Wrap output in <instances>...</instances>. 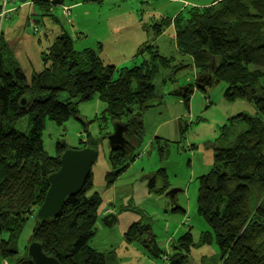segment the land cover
<instances>
[{
    "label": "trees",
    "instance_id": "1",
    "mask_svg": "<svg viewBox=\"0 0 264 264\" xmlns=\"http://www.w3.org/2000/svg\"><path fill=\"white\" fill-rule=\"evenodd\" d=\"M33 1L51 10L47 0ZM215 1L222 7H192L173 20L178 52L191 57L197 74L211 71L216 83L224 82L223 96L227 101L254 104L260 119L244 113L230 118V123L242 122L246 128L231 142L215 146L210 171L198 178L197 214L218 247L217 263L264 264V84L259 82L264 78V29L259 27L262 19L264 24V15L252 13L246 0H231L225 6V0ZM255 4L264 9V0ZM47 50L52 69L32 74L28 80L5 41L0 44V260L18 257L17 241L27 223L25 216L41 205L48 188L46 178L59 168L61 141L56 144L54 157L43 149L41 135L46 119L62 126L76 114V104L71 99L79 96L86 101L97 94L106 103L104 112L112 123L128 120L127 139L132 145L126 153L132 154L127 159L125 154L113 152L110 160L115 170L117 163L122 166L131 160L143 136L142 114L163 103L165 86L176 82L178 63L181 64L151 47L152 52L140 65L116 69L105 64L92 48L75 50L73 38L67 33L55 37ZM160 67L170 74L161 75ZM157 76L159 84L154 82ZM63 91L68 98L61 102L57 95ZM192 92L191 85L182 99L187 111ZM131 103L135 104L133 109ZM24 116L30 118L26 134L14 127ZM221 129L223 132L226 128ZM159 151L162 160L165 155ZM121 171L111 172L110 182ZM151 175L149 189L155 188L158 177L165 187V170ZM90 188L89 176L81 191L66 199L58 217L35 223L31 241L39 242L59 264H109L105 255L89 245L100 203L96 195L85 197ZM254 201L257 206L250 212ZM134 225L124 238L131 241L132 235L147 236L148 254L160 257L163 251L150 228ZM211 241L208 234L202 238L203 243ZM191 244L189 233L182 235L178 243L186 252ZM186 260L183 254L169 256V264H186ZM17 264H30V259L25 256Z\"/></svg>",
    "mask_w": 264,
    "mask_h": 264
},
{
    "label": "rangeland",
    "instance_id": "2",
    "mask_svg": "<svg viewBox=\"0 0 264 264\" xmlns=\"http://www.w3.org/2000/svg\"><path fill=\"white\" fill-rule=\"evenodd\" d=\"M21 1L28 5V9L37 8L38 11L27 10ZM228 1L231 0H225L223 5ZM47 2L52 11L37 6L33 0H0V10H5L3 19L0 18V44L5 41L11 56H15H12L13 59L28 80L32 74L52 69L47 48L55 37L67 33L73 38L75 50L92 48L105 64L116 69L140 65L152 52L151 47L156 48L160 54L174 57L176 63L181 62L178 63L180 71L176 78L189 87L194 82L197 69H194L191 57L181 56L178 52L173 20L175 22L179 13L185 15L192 7H215L209 8L212 10L220 7L215 0H67L60 6L51 5V0ZM244 3L252 7V13L264 15V9L255 4L259 0H246ZM17 7L24 11L18 13ZM259 27L264 29L263 19ZM43 45L46 49L42 56ZM167 71L160 67L159 73L167 76L170 74ZM154 82L160 83L159 76ZM259 82L263 85L264 78H260ZM166 85L165 91L174 86L172 83ZM225 88L224 82L219 81L207 86L205 91L194 89L189 110L183 106L187 112L178 121L165 122L166 112L162 105L153 113L148 111L143 114L141 143L131 160L122 166L117 163L115 170L122 171L113 177L112 182L110 173L115 170L109 157L107 135L112 132L113 124L104 112L106 103L97 94L86 101H81L79 96L71 99L76 104V114L62 126L46 119L41 137L48 156L56 155L55 147L60 141L71 149H80L88 143L97 151L91 167V188L85 192L86 198L96 195L100 200L95 210L94 235L89 245L105 255L109 264H169L168 260L147 255V236L132 235L131 241L124 238L130 227L146 218L151 220L149 232L168 256L187 255L186 264H220L217 263L220 257L213 235L197 214V194L198 178L208 173L213 165L215 146L231 142L246 128L242 122L230 123V117L236 110H232L234 105L224 98ZM174 97L168 95L166 98ZM67 98L65 91L57 95V100L61 102ZM131 105L132 108L135 104ZM29 119L28 116L19 118L14 124L15 129L26 134L30 127ZM223 126L226 129L222 132ZM154 137L161 138L158 148L163 150L164 160H161L160 151L153 144ZM137 155L139 157L134 160ZM161 169L165 170V187L159 181L161 177H158L155 188L149 189V179L145 175ZM171 190H176L174 202L165 196ZM255 206L257 203L251 202L250 212ZM107 210L115 216L110 227L103 221ZM31 215L32 210L25 216L27 223L17 241L20 252L16 260L13 259L14 264L26 256V248L36 228ZM185 233L192 238L188 252L178 245ZM206 234L212 236L209 243L202 242Z\"/></svg>",
    "mask_w": 264,
    "mask_h": 264
},
{
    "label": "water",
    "instance_id": "3",
    "mask_svg": "<svg viewBox=\"0 0 264 264\" xmlns=\"http://www.w3.org/2000/svg\"><path fill=\"white\" fill-rule=\"evenodd\" d=\"M63 0H55L56 4H61ZM212 74L199 77L196 85L203 88L206 84H211ZM186 89H176L170 92V95L184 97ZM25 100H22V105ZM114 124V123H113ZM142 124V123H141ZM128 124H114V130L108 136L109 146L112 151H126L127 139L125 138L126 127ZM64 151L60 156V168L47 177L48 190L44 200L35 213V219L38 223H44L47 220L55 219L62 211L64 203L68 197L75 196L82 189L87 177L89 176L92 164L95 162L97 152L92 147H86L80 150L68 149L66 144L61 141ZM176 190L166 193L170 199L174 198ZM106 226L110 227L114 221L112 214L103 218ZM26 257L30 259V264H59V261L50 255H47L42 245L32 240L27 246Z\"/></svg>",
    "mask_w": 264,
    "mask_h": 264
},
{
    "label": "crops",
    "instance_id": "4",
    "mask_svg": "<svg viewBox=\"0 0 264 264\" xmlns=\"http://www.w3.org/2000/svg\"><path fill=\"white\" fill-rule=\"evenodd\" d=\"M24 3L25 2H22L21 1V5H24L25 6L24 8H26L27 10L33 11V12L38 11L37 8H35V10L33 8H32L33 10H31L30 8L28 9V5L27 4H24ZM17 9H18V7H17ZM21 11H24V9H22V8L18 9V13H21ZM50 11H52V9ZM23 15H24V13H23ZM26 20L29 22V19H27V16H26ZM43 47H44V45H43ZM45 49H46V47H44L42 49V51H41V55L42 56H43L42 53H43V51ZM34 54H35V57H38V54H36V53H34ZM13 57H15V56H13ZM180 85L183 86V84H181V83H180ZM173 88H174V86L171 87V88H168L165 91V93L163 95L164 96V101H163V103L160 104V105L163 106V108H164V110L166 112V118H165L166 120H165V122L178 121L180 118H182V115L187 112V111L184 110L183 103H182V101H181V99L179 97H176V98L174 97V98H169V99L166 98L168 96V92L171 91V90H173ZM231 105H234V106L231 107L232 110H236L234 112V114L231 115V117L236 116L237 114H241L240 112L246 113L248 115H255L256 114V112H255L256 111L255 105L254 104H249V103H247V102H245L243 100L232 101V104ZM158 106L159 105H156V106L152 107L151 109L145 111L143 114H146L148 111H150L151 113H153V111L155 109H157ZM235 107H237L239 109V111H237V108H235ZM154 113H156V112H154ZM160 139L161 138H159V137H154L153 138V144L156 145L157 148H158V143H159V140ZM164 140H166V139H164ZM166 141H170V140H166ZM153 144H151V145H153ZM154 172H150L147 175H150L151 173H154ZM147 175H145V176H147ZM0 264H14V260L13 259L0 260Z\"/></svg>",
    "mask_w": 264,
    "mask_h": 264
},
{
    "label": "bare ground",
    "instance_id": "5",
    "mask_svg": "<svg viewBox=\"0 0 264 264\" xmlns=\"http://www.w3.org/2000/svg\"><path fill=\"white\" fill-rule=\"evenodd\" d=\"M55 0H51V2H53V4H54V6H60V5H63V3H64V1H67V0H63L62 1V3L61 4H56L55 2H54ZM68 1H73V0H68ZM75 1V0H74ZM203 7H206V6H203ZM142 52V51H141ZM209 74H212V72L210 71V72H208L207 74H205V75H199V74H197V72L195 73V75H194V82L192 83V90H194V89H199V90H202V91H205V88L207 87V86H210V85H213V84H215L216 82L214 81L215 79H213V74H212V82H211V84H206L203 88H199V87H197V85H196V80L199 78V77H202V76H207V75H209ZM174 80L176 81L175 83H173V85H174V88H173V90H171V91H169L168 92V95H170V92H172V91H175L176 89H178V88H180V89H183V88H185L186 89V92H187V90H188V84H186V85H183V86H181L180 85V83H179V81L177 80V78L175 79L174 78ZM186 92H185V94H186ZM165 93V92H164ZM177 97V96H176ZM184 97H185V95H184ZM184 97H179L180 99H181V101H182V99L184 98ZM191 98V97H190ZM190 102V101H189ZM229 102H231V101H229ZM246 102V101H245ZM249 104H252V103H249ZM184 106V105H183ZM184 108H185V106H184ZM256 112V114L255 115H249V116H251V117H255L257 120H259L260 119V115L258 114V112H257V110L255 111ZM241 114H242V112H240ZM244 114H246V113H244ZM237 115H239V114H237ZM236 115V116H237ZM248 115V114H247ZM142 116H143V114H142ZM235 117V116H234ZM141 123H142V126H143V119H142V117H141ZM113 124V123H112ZM116 124H118V123H116ZM122 124H127V122L125 123H122ZM112 129L114 130V124H113V127H112ZM113 130H112V132L111 133H109L108 135H107V140H108V136L109 135H111L112 133H113ZM127 133H128V128L126 127V132H125V138L127 139ZM142 140V139H141ZM141 143V142H140ZM88 143H84V145L80 148V149H83V148H86V147H91V146H88L87 145ZM129 145H132L131 144V142L127 139V143H126V151L125 152H121V153H123V154H125V158H129L130 156H131V154L132 153H130V154H128V153H126L127 152V148H128V146ZM140 145V144H139ZM62 147V149H63V151H64V148H63V146H61ZM139 147V146H138ZM138 147L135 149V151L138 149ZM66 148H68L67 147V145H66ZM68 149H71V148H68ZM80 149H74V150H80ZM109 149H110V155L113 153V152H120V151H112L111 150V148H110V146H109ZM160 150V149H159ZM134 151V150H133ZM132 151V152H133ZM134 151V152H135ZM97 152V151H96ZM62 154V153H61ZM61 154H60V156H61ZM134 154V153H133ZM60 156H59V168H60ZM133 156V155H132ZM53 157V156H52ZM110 157V156H109ZM139 157V155H137L136 157H134V160H136L137 158ZM164 159V158H163ZM162 159V160H163ZM93 165V164H92ZM92 167V166H91ZM58 168V169H59ZM56 172V171H55ZM52 174V173H51ZM90 174H91V169H90V173H89V176H90ZM151 174H153V173H151ZM147 175V176H145V178H147V179H149L150 180V177H152V175ZM50 175V174H49ZM48 175V176H49ZM47 176V177H48ZM88 176V177H89ZM87 177V178H88ZM87 180V179H86ZM46 181H47V178H46ZM86 182V181H85ZM48 183V182H47ZM85 184V183H84ZM84 186V185H83ZM49 187V186H48ZM83 188V187H82ZM47 190H48V188H47ZM81 191V190H80ZM47 192V191H46ZM165 193V192H164ZM167 193V192H166ZM166 193H165V196H166ZM46 194V193H45ZM175 195H176V193H175ZM174 195V196H175ZM45 197V196H44ZM72 197V196H71ZM166 197H168V196H166ZM169 198V197H168ZM44 200V199H43ZM173 202H174V198L173 199H171ZM43 202V201H42ZM65 204V203H64ZM39 208V207H38ZM37 208V209H38ZM37 209H32V214H33V216L31 215L30 217H32L33 219H34V221H35V223H37V221H36V219H35V213H36V211H37ZM63 209V208H62ZM105 214L106 215H109L110 213H109V210H107L106 212H105ZM113 215V214H112ZM114 216V215H113ZM148 220V222H146ZM114 221H115V216H114ZM114 221H113V223H114ZM112 223V224H113ZM140 225L141 226H146V227H148V228H150L151 229V220L149 219V218H146V220L145 221H142V223H140ZM133 226H135V225H133ZM35 241V240H34ZM31 242V241H30ZM157 244V243H156ZM157 246H158V244H157ZM159 247V246H158ZM24 248V247H23ZM160 248V247H159ZM26 250H27V248H26ZM161 250L163 251V249L161 248ZM47 254V253H46ZM148 254V253H147ZM48 255V254H47ZM150 255V254H149ZM50 256H52V255H50ZM54 257V256H53ZM157 258H162L164 261H166V260H168L169 261V256L163 251V254L162 255H160V257H157ZM7 259H11V258H7ZM6 260V259H5Z\"/></svg>",
    "mask_w": 264,
    "mask_h": 264
},
{
    "label": "built area",
    "instance_id": "6",
    "mask_svg": "<svg viewBox=\"0 0 264 264\" xmlns=\"http://www.w3.org/2000/svg\"><path fill=\"white\" fill-rule=\"evenodd\" d=\"M4 15H5V10H0V18H1V20L3 19Z\"/></svg>",
    "mask_w": 264,
    "mask_h": 264
}]
</instances>
